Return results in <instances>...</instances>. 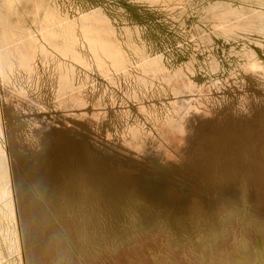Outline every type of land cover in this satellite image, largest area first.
<instances>
[{
	"label": "rangeland",
	"instance_id": "rangeland-1",
	"mask_svg": "<svg viewBox=\"0 0 264 264\" xmlns=\"http://www.w3.org/2000/svg\"><path fill=\"white\" fill-rule=\"evenodd\" d=\"M86 218L106 263L264 224V0H0V264L84 254Z\"/></svg>",
	"mask_w": 264,
	"mask_h": 264
},
{
	"label": "bare ground",
	"instance_id": "bare-ground-1",
	"mask_svg": "<svg viewBox=\"0 0 264 264\" xmlns=\"http://www.w3.org/2000/svg\"><path fill=\"white\" fill-rule=\"evenodd\" d=\"M61 28H63V26ZM61 28L59 27V29H61ZM63 31H64V28L62 29V31L60 30V32H63ZM63 35H64L63 37H65L67 40H69V42L70 41H75V42L77 41L83 51H91V52L95 51L94 44H92V42L90 40H88L87 37L79 36V35L73 36L71 32L70 33L66 32ZM72 36L74 39L72 38ZM229 163L230 162L228 160L227 164H229ZM257 170H259V169H257ZM99 196L102 197V195H99ZM94 197H96V196L94 195ZM97 198H98V196H97ZM95 199L93 198V200H95ZM108 201H109V199L108 200L105 199V202H108ZM94 203H97V202L94 201ZM100 204H102V203H100ZM103 204H105V203H103ZM107 204H109V203H107ZM110 204H111V202H110ZM94 205L92 206V211H94V210H98L99 212L102 211L99 203H97V206H95V207H94ZM103 214H105V213H103ZM93 215L97 216V214H93ZM88 217L91 219L90 215ZM89 218H86L85 222H80L77 225L72 224V227L74 228L73 229L74 238H76V240L81 241V242H87V251L83 252L84 254H82V252L80 251V248L75 244L72 237L67 236L66 237V243L61 248L60 253L58 252V253H56V255L54 253V255H53V252H50L47 254V256H49L51 261L57 260V263H60V264H173V260H174L176 262H183L184 264H196L188 256V254L190 253L189 250L191 249L190 247H189L190 249L188 248L189 253H187V251H185V252L181 251L179 256L177 255V256L172 257L171 256V248L167 243L168 239L165 236V234H163L161 231L158 233L152 234V235L146 234L147 236H145V237L140 236V238L136 239L138 241L137 242L138 245H136L137 243L135 244V241H134L135 247L136 246L137 247L133 248L131 250L129 249L130 251H124L123 250V252H119L118 254L116 253L117 255H115V252L113 251L115 256H113L106 263V262H104V259L102 257L104 255V253H106L105 252L106 247L103 244L102 245L94 244V241H92L93 236H94V233H92V232L95 231L94 227L97 228L101 223L100 222L95 223V225H94V223H92L93 220L91 219L92 221L90 222ZM101 218H103V216ZM197 219L199 220L198 217H197ZM195 221H197V220H195ZM190 223H192V221H190ZM248 224L249 223L246 220H241V221L240 220L239 221L233 220L232 222H230L229 226L227 227L225 234L222 235L223 238H221L213 248H211L210 250L208 249L209 251H207V253L205 254V257L200 259V264H264V224H260V223L258 224L257 223L254 226L250 225V224L248 225ZM190 226H192V224ZM191 229H192V227H191ZM198 233H200V232H198ZM168 234H170V232ZM202 235H203V233H202ZM168 237L170 239V236H168ZM194 239L197 242V239L196 238H194ZM187 240H190V239H187ZM191 242H189V243H191ZM134 244H133V246H134ZM185 244H187V243H185ZM180 245H182V244H180ZM187 245H185V246H187ZM208 246H210V245H208ZM122 247H124V246H122ZM181 249H182V247H181ZM186 249H187V247H185L184 250H186ZM127 250H128V248H127ZM200 251H199V253H203L202 251L201 252ZM191 252H192V249H191ZM193 252H195V251H193ZM177 254H179V253H177ZM200 255H202V254H200ZM105 261H106V259H105ZM185 262H187V263H185ZM197 263H199V262H197ZM180 264H182V263H180Z\"/></svg>",
	"mask_w": 264,
	"mask_h": 264
}]
</instances>
